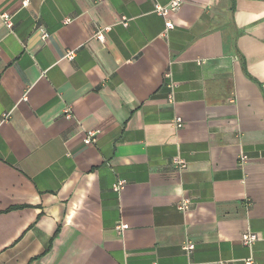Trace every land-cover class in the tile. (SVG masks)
<instances>
[{"label": "crops", "instance_id": "1", "mask_svg": "<svg viewBox=\"0 0 264 264\" xmlns=\"http://www.w3.org/2000/svg\"><path fill=\"white\" fill-rule=\"evenodd\" d=\"M170 2L0 0V264H264V1Z\"/></svg>", "mask_w": 264, "mask_h": 264}, {"label": "built area", "instance_id": "2", "mask_svg": "<svg viewBox=\"0 0 264 264\" xmlns=\"http://www.w3.org/2000/svg\"><path fill=\"white\" fill-rule=\"evenodd\" d=\"M183 3H184V0H171V2L167 6H161L159 4H157L155 6V13L164 18V20L166 22L165 24H166V30L167 31L173 29V27H174L172 21L170 20L171 15L176 13L182 7ZM1 18L4 21L6 28L8 30H12L13 29L12 17L8 14H3ZM124 25L127 26V23H124ZM103 34H104V31L98 32L96 34V37L99 40L103 41L104 40ZM46 38H48V34L44 30H42V39L45 40ZM1 53H2V48L0 46V54ZM73 56H74L73 53H70L68 55L69 58H73ZM170 77H171V75L167 74V78H170ZM175 86L176 85L172 82L169 85L170 89L172 90V93L169 96L170 102L174 101L173 91L175 89ZM66 115H67V118L72 117L71 111L69 109L66 110ZM5 117H7V115H5ZM176 126L179 129L183 128L184 122H183L182 118L176 119ZM99 133H100L99 130L87 131L86 135L84 137V144L87 146L95 144L97 139H98ZM242 160L245 161V157H243ZM173 164L182 170L187 168L186 162L180 158H174ZM124 188H125V182L119 181L114 185L113 190L116 193H120ZM190 207H191V203L189 202V200H184L181 203H179L178 210L181 212H188L190 210ZM128 228H129V226L127 224H118L116 226V230L120 234L123 233L124 231H126ZM258 240H260V236L258 234L252 233V232H246L242 236L243 245L246 247H249V248L253 247V245ZM184 250L188 254H191L195 250V245L193 243H188L184 246ZM250 262H251V260L249 261V263Z\"/></svg>", "mask_w": 264, "mask_h": 264}, {"label": "trees", "instance_id": "3", "mask_svg": "<svg viewBox=\"0 0 264 264\" xmlns=\"http://www.w3.org/2000/svg\"><path fill=\"white\" fill-rule=\"evenodd\" d=\"M236 0H233V2H235ZM262 1H264V0H262Z\"/></svg>", "mask_w": 264, "mask_h": 264}]
</instances>
